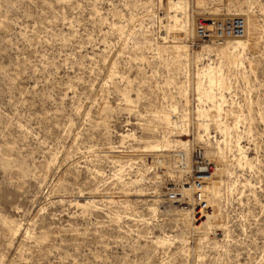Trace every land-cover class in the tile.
<instances>
[{
  "label": "rangeland",
  "instance_id": "rangeland-1",
  "mask_svg": "<svg viewBox=\"0 0 264 264\" xmlns=\"http://www.w3.org/2000/svg\"><path fill=\"white\" fill-rule=\"evenodd\" d=\"M245 10L264 28V0H0V264H264V33L212 102L194 89L220 62L197 19ZM219 141L220 192L198 204L177 152L215 168Z\"/></svg>",
  "mask_w": 264,
  "mask_h": 264
},
{
  "label": "bare ground",
  "instance_id": "bare-ground-1",
  "mask_svg": "<svg viewBox=\"0 0 264 264\" xmlns=\"http://www.w3.org/2000/svg\"><path fill=\"white\" fill-rule=\"evenodd\" d=\"M234 15L241 16L244 19V31H243V33L238 37H229L230 39L224 38L223 41H217L215 37H212V40L209 42L211 44H213L214 46L213 45L209 46V44L207 46L205 45L206 46L205 51L208 52V53L207 52L206 53L207 54L210 53V55L212 53L214 56H217V58L220 59V62L217 65L216 64L213 66L209 65L208 69L205 70L204 72L197 71L196 76L204 78V81H201L202 80V78H201L200 80H197L195 82V85H194V89L197 93V100L199 102H203V98H205L206 100H209V102L210 101L212 102L213 98H214L212 90L216 86L221 91L228 88V86H226L224 79H223V76H222L223 75L222 73L224 70L223 68L230 69L233 67L234 68L241 67L243 65L242 52L244 53L246 51H250V52L254 51L257 47V44H259L258 42L262 38V35L264 33V28L259 23L256 15L252 11H248V10L246 11L245 10V11H242L243 16L240 14H232L230 16L222 17L220 20H223L227 17H232ZM209 19H218V18H210L209 17ZM182 31L184 33H187L186 30L182 29ZM195 35H196V28H195ZM226 40H228V41L226 42ZM173 43H175V42H173ZM169 49H171V51L174 52L172 57H174L175 59L181 60L182 58L186 57V52H185L186 45L175 44V45H171L169 47ZM253 63H252V60L248 61V64L251 68H252ZM199 77H197V78L199 79ZM221 99H224L223 96H221ZM187 102H188V99H187ZM211 106H212V108L216 107L218 112H220L222 110L221 103H217V104L213 103V104H211ZM212 108L209 107L208 109H203V108L197 107V116H196L195 126L197 129L196 138L198 140H201L202 137H204V136H207V138H209L208 125H207V123H205V121L202 118H208L210 116L209 110ZM159 113H160L159 119H161L166 125H168L170 127L172 126L173 123H175V121L178 118V116H177L178 110H177L176 105L171 104L168 109L161 110ZM173 118H175V119H173ZM237 123L238 122H235L234 126H236ZM201 130H203L204 134L201 133ZM222 131H224L226 133L227 131H229V128L225 125ZM123 137H126V136L124 135ZM237 139L238 140H236V145L238 147V150H240V154H239L240 157L236 159L237 160L236 162L239 165H241L242 163L248 164L249 159L244 153L245 150L243 151L241 148L242 146H240V144H239V138H237ZM225 140L226 139L222 140L221 142H224ZM221 142L220 141L217 142V144H218L217 145V151L215 152V158H214L215 163H216L215 164L216 167L214 168L212 176L209 177L208 180H206L205 185L203 187V201H205V202L209 201V200H210V202H212L213 201L212 199L216 198L220 192V185H221L222 177L224 174V163H223L224 157L222 155V153H223L222 148L223 147L221 148V146H220ZM170 143H172L170 141V139L169 138L167 139L165 137L162 140L153 141L152 143L149 144L148 147L153 149V150H157V151H161L162 148L164 149V151H168L169 148L171 147ZM178 143H181L180 140L177 141V144ZM181 144L184 145L183 143H181ZM225 145H226V143H224V146ZM180 151L184 152V154H185L184 155L185 158L183 160L182 165L179 164L178 169H177V172H179L181 175V174H184L186 172L189 173L190 161L188 160L186 153H185L187 150L185 149V150H180ZM161 155H163V154H161ZM177 156H178V154H177ZM177 159H178V157H177ZM225 160L227 162L230 161V160L228 161V158ZM178 161H179V159H178ZM158 162L162 165V161H158ZM174 162H176V161H174ZM176 166H175V169H176ZM168 171L170 173L172 172L171 170H168ZM193 192H194L193 187L191 185H189L188 187H183L182 195H187L190 197L193 194ZM191 214L186 213V212L182 213L183 216H189V217H191ZM211 215L212 214L210 213V215H206V217H210ZM11 222H13V221H11ZM210 225H211L210 222L206 221V226L210 227Z\"/></svg>",
  "mask_w": 264,
  "mask_h": 264
},
{
  "label": "built area",
  "instance_id": "built-area-1",
  "mask_svg": "<svg viewBox=\"0 0 264 264\" xmlns=\"http://www.w3.org/2000/svg\"><path fill=\"white\" fill-rule=\"evenodd\" d=\"M244 31V19L241 16L234 15L232 17L220 19H205L198 18L196 22V40L198 41H211L212 37H215L217 41H223L224 38L238 37ZM179 163L182 165L185 158V154L182 151L177 152ZM194 156V157H193ZM192 163L190 164L191 177L190 183L194 189L193 201L201 204L203 201V187L206 180L212 176L214 171L213 162L204 157L202 151L199 148H194L191 152ZM194 158V160H193ZM180 195L179 191L171 189L168 192V198L170 200H176ZM181 196V195H180Z\"/></svg>",
  "mask_w": 264,
  "mask_h": 264
}]
</instances>
